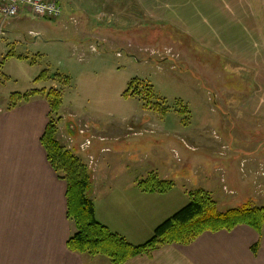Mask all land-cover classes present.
Wrapping results in <instances>:
<instances>
[{
	"label": "crops",
	"instance_id": "crops-1",
	"mask_svg": "<svg viewBox=\"0 0 264 264\" xmlns=\"http://www.w3.org/2000/svg\"><path fill=\"white\" fill-rule=\"evenodd\" d=\"M54 1L62 10L61 26L68 24L67 19L75 17L83 19L82 25L88 27L92 20L100 29V14L111 12V4L122 3L128 7V12L141 14L145 21L139 19V25L131 29L148 28L146 18H154L157 24H153V29L162 30L163 37L173 33L183 39L188 49L193 48L205 64L204 75L201 74L199 80L189 78L190 92L196 93L203 105L219 103L217 109H211L216 117L212 119L213 128L207 130L217 132L219 141L209 137L204 147L214 152L212 146L223 145L227 149L251 144L255 149L243 161L260 162L259 158L264 157L261 148L264 147V0ZM3 32L5 36L8 34L7 30ZM30 33L35 38L38 36L37 32ZM230 68L246 72L244 90L241 85L235 87L234 72ZM202 84L206 92L201 89ZM33 90L39 91H29ZM193 111L191 119L195 120L198 112ZM49 112L47 100L40 95L0 111V264H111L105 257L82 255L67 249V240L76 231L74 223L67 217V184L52 168L40 141L48 124ZM196 128L201 129L196 125L190 130L189 124L184 130ZM90 129L86 130L91 137L93 129ZM161 130V137L167 139L163 145L166 151H190L188 145L180 142L179 126L172 129L162 126ZM72 131L68 130V135H72ZM186 134L194 145L192 133ZM81 142L73 144L76 153L92 157L90 147L85 152L79 150ZM106 149L109 148H101L95 156L98 158ZM241 151L236 149L235 152ZM217 155L187 154L180 165L174 163L173 157L160 158V171H150L142 176L145 179L152 173L163 181L172 182L173 188L165 194L142 193L137 188V178L129 181L134 185L127 187L121 186L124 181L108 187H94L90 198L96 220L130 244H144L158 225L187 205L188 201L181 205L187 192L202 189L223 200L221 190L215 187L218 180L214 175L221 172L220 183L229 188V169H235L232 165L234 151L231 149L224 161ZM226 160L231 165L227 166ZM216 164L219 166L213 167ZM186 165L191 166L192 176L200 175L197 183H192L191 175L180 174ZM92 177L94 181L96 178ZM180 184L190 189H179ZM236 187L238 189L240 185ZM241 189L243 196V184ZM234 197L229 200L236 204L232 209L242 201H235ZM257 208H264V204ZM124 264H264V225L260 233L245 225L229 232L203 233L186 246L164 245Z\"/></svg>",
	"mask_w": 264,
	"mask_h": 264
},
{
	"label": "rangeland",
	"instance_id": "rangeland-1",
	"mask_svg": "<svg viewBox=\"0 0 264 264\" xmlns=\"http://www.w3.org/2000/svg\"><path fill=\"white\" fill-rule=\"evenodd\" d=\"M111 6L113 14H100L98 18L100 29L92 20L88 27L82 25L83 19L75 17L67 19L68 24L61 26L62 15L58 20L36 19L26 12L21 13L23 17L20 19L3 21L0 17V111L10 107L12 93L39 89L41 93L38 95L46 99L49 90H57L61 107L53 117L57 124L55 138L84 165L86 157L79 156L71 146L75 141H91L89 152L93 154L95 167L86 165L90 177L96 178L91 180V189L113 186L119 181L125 183L121 186L134 185L129 181L134 178L141 181L144 179L142 175L150 171L158 173L162 157H173L175 164H181L187 154H218L217 157L224 161L232 149L235 169H229V188L220 183L221 172L214 175L218 180L215 187L221 190L223 196L220 197L226 200L214 196L216 209L225 212V209L234 207L236 204L229 202L234 196L235 201H243L235 209L263 205L264 157L259 158L260 162L243 161L255 149L251 144L227 149L223 145L212 146L214 152L204 147L209 137L219 141L217 132L207 131L213 128L212 119L216 117L213 110L219 103L203 105L201 98L188 87L191 76L199 80L204 75V59L195 54L193 48L188 49L177 35L170 33L163 37L162 30L153 29V24H157L154 18H146L148 28L131 29L139 25V19L145 22L143 16L128 12V7L122 3ZM5 30L8 31L6 36L3 34ZM30 32H37L38 36L35 38ZM5 53H9V57ZM230 69L234 72L235 87L241 85L244 90L246 72L239 68ZM201 89L205 90L203 84ZM126 90L130 96L128 99L123 97ZM195 110L198 113L194 120L191 112ZM189 124L190 130L196 125L202 130H184ZM175 125L181 128L180 142L188 145L191 152L181 149L180 153H169L163 147L167 139L161 137V127L172 129L177 127ZM67 129L70 133L73 130L72 135H68ZM80 129L86 133L80 134ZM86 129L93 131L91 137ZM189 132L194 145L188 140L186 133ZM93 133L97 135L93 136ZM103 147L109 149L97 158L95 154ZM236 149L242 151L235 152ZM225 162L227 166L231 165L228 160ZM123 173L125 176L118 179ZM180 174L192 176L191 166L186 165ZM207 174L213 177V174ZM251 176L255 178L251 179ZM199 177L192 176V183H197ZM236 185L240 188L237 189ZM179 189L190 188L180 184ZM187 198L181 201L182 206Z\"/></svg>",
	"mask_w": 264,
	"mask_h": 264
},
{
	"label": "trees",
	"instance_id": "trees-1",
	"mask_svg": "<svg viewBox=\"0 0 264 264\" xmlns=\"http://www.w3.org/2000/svg\"><path fill=\"white\" fill-rule=\"evenodd\" d=\"M6 57H9V53ZM127 91L123 93L124 99L130 97ZM40 93L37 90L23 94L12 93L10 108L27 102ZM46 100L50 109L49 120L40 141L52 168L67 184V217L76 228L66 243L70 252L92 257L102 256L111 264H124L129 259L148 255L164 245L186 246L203 233L229 232L239 225H245L257 233L261 232L264 208L243 207L219 212L211 193L197 189L187 192V205L158 225L152 237L144 244L132 245L123 237L112 233L95 218L93 202L88 196L92 187L88 168L55 138L57 124L53 117L61 107L59 92L49 90ZM137 188L142 193L165 194L173 188V183L149 173L144 180L137 183Z\"/></svg>",
	"mask_w": 264,
	"mask_h": 264
},
{
	"label": "built area",
	"instance_id": "built-area-1",
	"mask_svg": "<svg viewBox=\"0 0 264 264\" xmlns=\"http://www.w3.org/2000/svg\"><path fill=\"white\" fill-rule=\"evenodd\" d=\"M22 12L29 13L36 19L58 20L62 10L54 0H0V17L3 21L18 19ZM81 130L80 134H84ZM89 146L90 140H85L80 144L79 149L85 151ZM88 164L90 167H95L94 159L90 156Z\"/></svg>",
	"mask_w": 264,
	"mask_h": 264
}]
</instances>
